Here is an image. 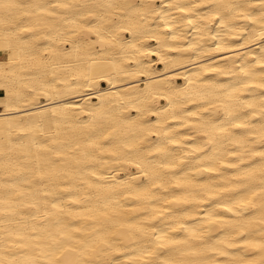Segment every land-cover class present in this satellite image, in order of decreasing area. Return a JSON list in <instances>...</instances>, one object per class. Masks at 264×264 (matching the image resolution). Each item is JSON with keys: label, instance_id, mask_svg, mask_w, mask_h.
Returning <instances> with one entry per match:
<instances>
[{"label": "bare ground", "instance_id": "6f19581e", "mask_svg": "<svg viewBox=\"0 0 264 264\" xmlns=\"http://www.w3.org/2000/svg\"><path fill=\"white\" fill-rule=\"evenodd\" d=\"M0 264H264V0H0Z\"/></svg>", "mask_w": 264, "mask_h": 264}, {"label": "rangeland", "instance_id": "374dc122", "mask_svg": "<svg viewBox=\"0 0 264 264\" xmlns=\"http://www.w3.org/2000/svg\"><path fill=\"white\" fill-rule=\"evenodd\" d=\"M103 84L105 85V83H103ZM34 175H36V173H35ZM45 175H46V173H45V172H43V173H41V175H40V176L44 177Z\"/></svg>", "mask_w": 264, "mask_h": 264}]
</instances>
